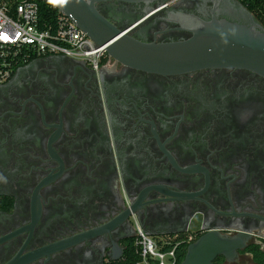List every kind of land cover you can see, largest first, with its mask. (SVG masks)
Masks as SVG:
<instances>
[{
    "label": "flooded vegetation",
    "instance_id": "af4514ba",
    "mask_svg": "<svg viewBox=\"0 0 264 264\" xmlns=\"http://www.w3.org/2000/svg\"><path fill=\"white\" fill-rule=\"evenodd\" d=\"M83 1L97 15L75 13L107 39H185L190 17L229 16L221 0ZM138 227L183 260L204 236L245 235L212 263L264 264V77L113 57L19 66L0 84V264H114Z\"/></svg>",
    "mask_w": 264,
    "mask_h": 264
},
{
    "label": "water",
    "instance_id": "95a60500",
    "mask_svg": "<svg viewBox=\"0 0 264 264\" xmlns=\"http://www.w3.org/2000/svg\"><path fill=\"white\" fill-rule=\"evenodd\" d=\"M54 1L62 12L72 15L98 45L108 44L111 57L126 65L161 74L236 67L264 77V26L239 0H221L228 17L220 16L217 6L208 18L190 17L185 27L191 32L188 38L148 42L128 35L107 39L93 33L75 13L74 5L84 6L97 15L94 8L83 0ZM244 236L235 239L204 236L189 246L181 264H213L216 253H226L236 243L246 241Z\"/></svg>",
    "mask_w": 264,
    "mask_h": 264
},
{
    "label": "built area",
    "instance_id": "2783aa9c",
    "mask_svg": "<svg viewBox=\"0 0 264 264\" xmlns=\"http://www.w3.org/2000/svg\"><path fill=\"white\" fill-rule=\"evenodd\" d=\"M244 1L264 26V0ZM107 47L98 45L54 0H0V84L19 66L46 55H64L97 69L111 57ZM136 251L141 256L137 264H179L176 246L156 241L140 227Z\"/></svg>",
    "mask_w": 264,
    "mask_h": 264
},
{
    "label": "trees",
    "instance_id": "16d2710c",
    "mask_svg": "<svg viewBox=\"0 0 264 264\" xmlns=\"http://www.w3.org/2000/svg\"><path fill=\"white\" fill-rule=\"evenodd\" d=\"M239 1L242 2L250 11L252 10V8L248 6L244 0ZM140 260L141 256L137 253L136 249L134 247H130L126 250L125 257L121 261L114 264H137ZM182 260V256L178 258L179 264L182 263Z\"/></svg>",
    "mask_w": 264,
    "mask_h": 264
},
{
    "label": "snow or ice",
    "instance_id": "6c2138e0",
    "mask_svg": "<svg viewBox=\"0 0 264 264\" xmlns=\"http://www.w3.org/2000/svg\"><path fill=\"white\" fill-rule=\"evenodd\" d=\"M6 38V37H5Z\"/></svg>",
    "mask_w": 264,
    "mask_h": 264
}]
</instances>
